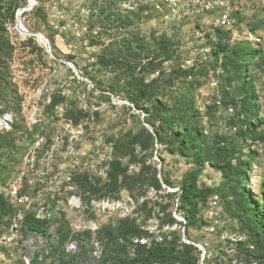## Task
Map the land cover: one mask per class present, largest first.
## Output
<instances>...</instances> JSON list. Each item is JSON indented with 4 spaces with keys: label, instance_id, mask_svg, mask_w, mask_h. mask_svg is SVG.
<instances>
[{
    "label": "rangeland",
    "instance_id": "1",
    "mask_svg": "<svg viewBox=\"0 0 264 264\" xmlns=\"http://www.w3.org/2000/svg\"><path fill=\"white\" fill-rule=\"evenodd\" d=\"M213 1L33 0L20 14L28 31L21 34L15 27L16 12L28 0H0V97L10 107L5 110L0 102V195L21 183L18 192L28 200L18 207L47 224V234L41 235L30 231L23 217L19 229L12 230L15 207L8 197L7 212L0 217V264H60L61 254L68 264H110L106 254L115 244L134 256L130 242L118 241L129 240L130 235L120 233L131 223L144 236L150 235L147 225L157 226L162 240H152L175 250L182 243L194 244L200 251L199 264H255L243 253L249 235L237 217L236 192L243 181L234 190L224 187L221 172L204 153L220 136L236 144L238 155L250 164L248 194L261 200L264 0H218L229 3L236 17L235 27L226 29L224 52L212 51L210 39L217 28L211 17L220 10L209 11L207 5ZM15 3L12 19L9 11ZM138 8L142 10L136 18ZM112 15L117 28L107 20ZM125 17L132 25L118 27ZM250 28L259 30V40L247 37ZM30 31L44 36L49 51ZM131 32L150 43L166 40L169 51L155 72L137 74L153 84V98L142 100L140 106L123 92L122 75L112 83L113 72L95 64L105 46L100 37L107 43L113 34L123 39ZM246 97L257 106V118L249 121L261 137L238 133L241 101ZM156 99L161 103L158 109L153 107ZM171 114L183 117L189 138L196 135V140L181 143L165 129L159 142L155 134L159 115ZM173 123L176 130L177 122ZM148 133L154 135L153 143L142 150L137 138ZM114 162L128 166L131 176L139 173L142 162L147 167L143 180L131 190L121 188L105 196L104 182ZM201 163L198 185L213 187L214 192L198 201L201 227L186 230L177 207L178 184L186 170ZM163 175L172 186L164 183ZM154 176L162 183L160 190L152 185ZM102 200L109 208L97 207ZM61 231L69 232L68 239L55 252L48 241L55 243Z\"/></svg>",
    "mask_w": 264,
    "mask_h": 264
},
{
    "label": "trees",
    "instance_id": "2",
    "mask_svg": "<svg viewBox=\"0 0 264 264\" xmlns=\"http://www.w3.org/2000/svg\"><path fill=\"white\" fill-rule=\"evenodd\" d=\"M17 7L18 5L15 3L11 11H9L12 19ZM109 8L111 9V6ZM140 10H142V8H138V12L134 14L137 16L136 18H139L141 13ZM0 15H2L1 7ZM112 16V19L107 17L109 25L110 23H113L115 24L114 28H117L116 22H118V20L114 18L115 15ZM128 19L125 17L118 27L132 25V21H129ZM40 20L45 22L44 18H40ZM250 30L253 34H260L257 28H250ZM228 33V30L216 29L214 39H210L215 46L212 48L213 52L216 51V49L222 52L225 51ZM106 40H108L107 43H105V40L102 37L99 39V42L102 44L104 43L105 46L102 49V52L98 54L95 64L99 68L110 69V72H113L115 76L111 77V79H114V81L111 80L112 83L115 82L116 77L122 75L120 78H122L124 82L122 86L123 92H125L127 98L135 106H140L142 100L152 99L153 84L151 82L144 83V80L142 79L144 77H137V74L140 73L144 75L145 73L155 72L169 57V51L166 48V40L159 39L158 41L150 43L136 32H131V34L123 39H119L113 34L112 36L107 37ZM247 42L251 44L253 43L251 41ZM67 58L72 59V56L68 55ZM2 64L3 56L0 55L1 69ZM1 69L0 81L3 79V72ZM118 70L120 72H117ZM111 87H114V84ZM112 91L115 94L117 92L115 89H112ZM1 92L2 91L0 90V95ZM253 100L254 99L251 97H246L241 101L243 118L241 119V127L239 128L238 133L243 137H261L260 133L254 127L255 125L249 121V118H257L258 116L257 106ZM0 102L3 103L5 110L8 108L10 109L9 103L2 100V97H0ZM160 105L161 103L158 99L153 103V107L157 109L160 108ZM159 120L160 123L158 128L155 129V134L159 142L163 140L162 132L166 130L173 133L174 139L181 143H186L187 140L189 142L192 141V139L196 140V135L195 138H189L191 137V134L187 133V124L184 123L182 116L174 114L168 116L159 115ZM173 122H177L176 130L172 127L174 124ZM137 140L140 148L142 150H147L153 143L154 135L148 133L146 138H137ZM239 152L240 150L236 144H232L231 140L224 136H220L219 140L205 151L204 158L213 168L221 172L224 180V187H229L234 190L241 186V182L243 181L241 190L236 192L237 217L240 222V227L249 235V244L246 245L243 253L249 259L250 263L264 264V192L261 193V200H257L248 194L249 188L247 187V184L249 182L248 170L250 169V164L247 159L238 155ZM130 159L132 160V157H130ZM146 167V163L142 162L139 173L136 176H131L128 173V166L121 165L120 162H114L112 168L107 172L106 181L104 182L106 191L103 195L106 196L113 192L118 193L121 188L131 190L133 184L143 180ZM202 167L203 163L186 170L178 184L177 207L186 220V230L190 227H201L198 219V201H205L214 192L213 187H200L198 185V177L203 169ZM162 179L166 185L172 186V182L167 175H163ZM152 185L156 190L162 188V183L156 176H154L152 180ZM8 206L6 199L0 195V217L7 212ZM24 221L30 231L41 235L47 234V224L44 219L35 218L26 214L24 215ZM143 233V230H141L138 225L131 223L125 225V228L120 234L124 236L130 235L131 237L135 235L141 236ZM68 234L69 232L67 231H61L55 243L50 240L48 241L50 242L49 246L53 251L59 252L65 241L68 239ZM109 235L110 238H112V234L109 233ZM126 252V248L123 245L117 246L115 244L108 249L106 257L110 264H149L153 261L176 264L178 260L184 264H199L200 259V251L197 250V247L192 243H182V245L175 250L173 247L166 246L164 243H156L152 240L149 248H146L143 244H138L136 246L135 254L132 257L128 256ZM122 253L127 255L125 259L120 257ZM73 256L74 255H71V257ZM59 263L68 264L62 254L59 255Z\"/></svg>",
    "mask_w": 264,
    "mask_h": 264
},
{
    "label": "built area",
    "instance_id": "3",
    "mask_svg": "<svg viewBox=\"0 0 264 264\" xmlns=\"http://www.w3.org/2000/svg\"><path fill=\"white\" fill-rule=\"evenodd\" d=\"M207 8L209 9V11H215L217 9L219 10V13L216 15H213L211 17V24L213 25L214 28H219V29H232L233 27H235L236 25V17L235 15H233V11L232 8L230 6L229 3L225 2H220L218 0H215L213 2H210L207 5ZM247 37L251 40H259V35H255L252 34L251 32L248 33ZM21 183L17 184L15 186L12 187V189H7L6 193L4 194V198L8 199V197H10L9 199L12 200V205L15 207L14 208V215L13 218L11 219V229L17 231L19 229V227L21 226L24 214L22 212V209L18 207V205H24L23 203L26 202V200H28V196L26 194H21L20 192H18V189L20 188ZM179 190V187H178ZM3 196V195H2ZM217 197H214V201L213 204L217 205ZM178 202V199H177ZM109 203L106 202L105 200L102 201H98L96 203L97 207L104 210L105 208H109L108 205ZM181 220L184 222H186L185 218L183 216H181ZM211 230H213V227L210 228ZM146 232H148L150 235L149 236H131L129 237V240L126 241L123 237H120L118 239V241L120 243H128L130 242L127 246L128 248H130L132 250V254H135L136 251V246L138 244H143L146 246V248H149L151 245V241L152 239L156 240L157 242H160V240H162V236L159 233V229L157 226H150L147 225L145 228ZM151 236V239H150ZM149 264H163L160 261H153Z\"/></svg>",
    "mask_w": 264,
    "mask_h": 264
},
{
    "label": "water",
    "instance_id": "4",
    "mask_svg": "<svg viewBox=\"0 0 264 264\" xmlns=\"http://www.w3.org/2000/svg\"><path fill=\"white\" fill-rule=\"evenodd\" d=\"M32 2L33 0H28V4L25 6V7H20L17 12H16V22H15V27L16 29L22 34V31L23 29H25L23 26H22V21H21V13L23 11H25L26 9H30L31 6H32ZM30 34L32 35H41V33L39 32H34V31H30ZM42 44V43H41ZM48 51H49V48L47 46L46 43H43L42 44ZM74 70H76V67L75 66H72Z\"/></svg>",
    "mask_w": 264,
    "mask_h": 264
},
{
    "label": "bare ground",
    "instance_id": "5",
    "mask_svg": "<svg viewBox=\"0 0 264 264\" xmlns=\"http://www.w3.org/2000/svg\"><path fill=\"white\" fill-rule=\"evenodd\" d=\"M23 26V25H22ZM24 27V26H23ZM28 31H27V29L25 28V29H23V31H22V33H27ZM39 39H40V41H41V43L43 44V43H46V40H45V38H44V36H42V35H36ZM0 122H1V119H0Z\"/></svg>",
    "mask_w": 264,
    "mask_h": 264
}]
</instances>
